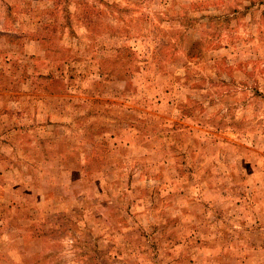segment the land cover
Here are the masks:
<instances>
[{"label": "rangeland", "instance_id": "1", "mask_svg": "<svg viewBox=\"0 0 264 264\" xmlns=\"http://www.w3.org/2000/svg\"><path fill=\"white\" fill-rule=\"evenodd\" d=\"M0 264H264V0H0Z\"/></svg>", "mask_w": 264, "mask_h": 264}]
</instances>
